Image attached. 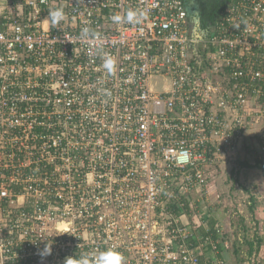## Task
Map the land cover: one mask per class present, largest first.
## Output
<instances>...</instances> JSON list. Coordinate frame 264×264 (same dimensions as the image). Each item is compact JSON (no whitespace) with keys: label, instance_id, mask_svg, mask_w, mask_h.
Wrapping results in <instances>:
<instances>
[{"label":"built area","instance_id":"1","mask_svg":"<svg viewBox=\"0 0 264 264\" xmlns=\"http://www.w3.org/2000/svg\"><path fill=\"white\" fill-rule=\"evenodd\" d=\"M130 10L146 19L113 22ZM194 19L186 0H0V264H223L193 213L264 122V0Z\"/></svg>","mask_w":264,"mask_h":264},{"label":"crops","instance_id":"2","mask_svg":"<svg viewBox=\"0 0 264 264\" xmlns=\"http://www.w3.org/2000/svg\"><path fill=\"white\" fill-rule=\"evenodd\" d=\"M264 168V167H263ZM261 166L246 167L241 173H232L235 180L241 181L242 175L252 183L245 188L230 192L233 196L224 198L218 185V176L208 198L197 201L195 217L200 219L199 226L213 229L212 238H222L217 255L223 264H264V169ZM219 174V173H217ZM255 174V180H251ZM230 176V177H231ZM238 184V183H237ZM229 199V203L226 200ZM234 200V202H233ZM189 213V212H188ZM192 215L189 216L190 220ZM215 232L217 237H215ZM205 233V232H204ZM213 252L206 251L204 262L211 261ZM202 257V256H201Z\"/></svg>","mask_w":264,"mask_h":264},{"label":"clouds","instance_id":"3","mask_svg":"<svg viewBox=\"0 0 264 264\" xmlns=\"http://www.w3.org/2000/svg\"><path fill=\"white\" fill-rule=\"evenodd\" d=\"M48 19L53 27L61 23L65 19L63 8L49 9ZM141 19H146V13H140L134 10H130L124 15L116 14L112 16L114 23H139ZM235 27H239V25H235ZM89 32L90 29L85 27L82 29V36L87 38ZM103 66L109 74H112L115 70V61L110 56H105ZM46 246L44 252L51 254V251H46ZM69 257L67 264H125L123 254L115 248L94 251L91 255H71Z\"/></svg>","mask_w":264,"mask_h":264},{"label":"rangeland","instance_id":"4","mask_svg":"<svg viewBox=\"0 0 264 264\" xmlns=\"http://www.w3.org/2000/svg\"><path fill=\"white\" fill-rule=\"evenodd\" d=\"M156 77L153 78V80H155ZM161 86H159L160 88ZM264 123L260 122L257 123L255 126H253L251 129H249L246 133H245V137H247V144L242 142V147L240 148V151L238 153V155L236 156V159L233 161V159H226L224 158L223 161H220L217 164V172L219 173L217 176L218 181L220 183L219 188L222 192H220L222 194V196L224 198H228L230 195L233 196L230 192H232L231 189H233V191L235 192L237 187L239 189L241 188H245L247 186V183H252V181H248L247 182V178L244 177V175L241 176L240 180H235L233 179V177L231 176L232 173L234 172V174L237 173H241L242 171H245L244 169H246V166L243 167L242 165H240L239 161L242 160H246L251 163V165L254 163L255 159L253 157V155L249 154L247 152L248 149H251L253 147V144H255L258 141V137L262 135V130ZM262 127V128H261ZM244 145V146H243ZM251 153V152H250ZM235 166H237L238 170L235 172L234 170H232L231 173V168H235ZM215 167V166H213ZM231 176V177H230ZM255 174L252 175L251 180H253L255 178ZM255 180H253L254 182ZM238 183V184H237ZM230 196V197H231ZM232 199V197H231ZM227 203H229V199L226 200ZM234 202V200H233Z\"/></svg>","mask_w":264,"mask_h":264},{"label":"trees","instance_id":"5","mask_svg":"<svg viewBox=\"0 0 264 264\" xmlns=\"http://www.w3.org/2000/svg\"><path fill=\"white\" fill-rule=\"evenodd\" d=\"M229 1L230 0H215L213 2L208 1L207 7H205V10H203L202 13L200 14V16H202V21H201L202 27L203 28H209V27H211V25L215 22V20L218 18V16L221 14V12H223L224 8L226 7V4ZM262 127H263V130H262V133H261L262 135L257 136L258 137V141L255 144H253V145H258V144L259 145H264V126H262ZM246 140H247V137H243L242 142L247 144V141ZM254 159H255V161H254V163L252 165H251V163H249L246 160V158H245V160L239 161V163L243 167H245V166L246 167L261 166L262 168L264 167V156L261 157V158H255L254 157ZM232 170H234L236 172L238 170L237 166H235V168H233V167L231 168V173H232ZM210 227L212 228L211 229L212 232H213V229L216 230L215 227H212V226H210ZM215 235H216L215 237H217L216 232H215ZM217 239H220L221 240L220 237H217ZM204 259L205 258L203 256L200 258V264H204Z\"/></svg>","mask_w":264,"mask_h":264},{"label":"flooded vegetation","instance_id":"6","mask_svg":"<svg viewBox=\"0 0 264 264\" xmlns=\"http://www.w3.org/2000/svg\"><path fill=\"white\" fill-rule=\"evenodd\" d=\"M208 1L213 2L215 0H186L189 7V17L192 20L195 18L194 20L199 27H202V16H200V14L205 10V7H207Z\"/></svg>","mask_w":264,"mask_h":264}]
</instances>
